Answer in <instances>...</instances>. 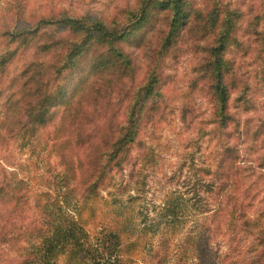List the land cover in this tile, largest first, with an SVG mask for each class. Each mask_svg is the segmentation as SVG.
Segmentation results:
<instances>
[{
    "label": "rangeland",
    "instance_id": "obj_1",
    "mask_svg": "<svg viewBox=\"0 0 264 264\" xmlns=\"http://www.w3.org/2000/svg\"><path fill=\"white\" fill-rule=\"evenodd\" d=\"M182 1L189 8L190 18L184 23L183 33L164 54L159 47L169 31L162 18L165 14L154 15L152 23L138 29L130 22L135 19L127 15L136 10L137 0H0V53L7 46L5 33L15 34L25 25L42 28L41 33L50 38L46 43L53 44L68 37L67 31L57 27L60 15L66 13L74 17L101 19L114 24L113 29L118 32L124 30L125 34L136 31L128 42L121 44L128 61L132 62V71L119 80L116 89L111 90L116 93L112 99L116 110L122 113L129 97L140 94L154 72L160 75L158 96L152 102L156 110L154 119L143 134L145 147L151 149L154 160L145 168L140 164V174L133 179L138 183L128 181L133 170L127 167L120 178L113 180V188L101 192L97 201L83 206L78 219L95 245L99 233L110 227L119 229L120 225L129 222L124 228L127 234H131V239L122 240L118 248L120 234H116L118 239L113 241L114 249H119L125 264H248L256 251L252 238L228 235L232 231L227 230L223 221L218 223L222 214L214 218L213 200L209 212L202 214L197 208L201 192L196 196V187H192L201 178V175L197 176L199 169L213 166L214 152L222 146L219 144H235L241 155V184L231 188L229 195L238 205L245 206L253 226L264 227V0H221L220 5H215L213 0ZM221 6L239 14L234 40L226 57L234 69L230 78L235 77L240 85L230 90V112L238 127L232 129L231 137L217 142L211 123L210 95L200 69L217 31V22L212 18L211 24L204 26L206 16L214 11L212 17H218ZM72 37V42H79L83 36L74 34ZM60 55L64 56L63 51ZM48 60L49 56L43 52L40 55L29 51L18 57L10 69L16 76L23 63L37 61L41 64ZM79 73L68 76L65 86L72 87ZM71 93L66 98L68 102ZM4 97L0 99V122L4 120V117L1 119ZM58 119L56 115L53 121ZM6 123L0 125V136L4 137V140L0 139V159L10 166L9 171H17L20 179L35 191L31 195L35 199H30L31 207L35 208L36 196L42 195L44 200L48 191L51 194L55 189V194L61 193L58 191L60 185L55 184L59 183L55 174L62 172L63 168L58 165V157L53 152L43 159L30 155L29 151L37 148V135L32 136L28 147L24 148V139L17 132L20 128L10 133ZM142 151H135L133 156L137 161H142ZM125 184L128 189L123 190ZM174 192L182 195L184 204L178 217L180 232L170 242L166 225L159 230L154 225L159 220L163 203ZM73 201H70V210L75 205ZM232 207L228 206L226 211H231ZM225 214L229 216V213ZM218 224H221L219 232L216 229ZM202 230L205 235L210 233L208 243L199 241ZM32 241H20L18 246L3 248L1 255H6L0 257V264L21 263L24 258L19 257L22 252L19 249L39 243L38 239ZM160 248L166 252L162 253ZM195 249L201 252L195 253ZM86 257L83 253L73 255L69 248L60 256L58 264H93Z\"/></svg>",
    "mask_w": 264,
    "mask_h": 264
},
{
    "label": "trees",
    "instance_id": "obj_2",
    "mask_svg": "<svg viewBox=\"0 0 264 264\" xmlns=\"http://www.w3.org/2000/svg\"><path fill=\"white\" fill-rule=\"evenodd\" d=\"M137 2L136 10L127 15L135 19L130 22L138 29L152 23L154 15L165 14L162 18L169 31L159 47L165 54L183 33L184 23L190 18L189 8L182 0ZM220 2L213 0L215 5H220ZM212 15L214 11L206 16L204 26L210 25L212 18L217 22V31L200 74L210 95L214 138L222 142L231 137L232 129L237 126L230 112V90L231 87L239 88L240 83L235 81V77L230 78L234 69L226 56L234 40L239 14L221 6L219 18ZM59 18L57 27L67 31L68 37H62L53 44L46 43L50 38L37 26L25 25L15 34L7 32L4 35L7 46L0 53V99L5 96V103L1 113L4 120L0 125L7 121L10 133L20 128L17 132L24 139V146L21 145L24 148L28 147L29 139L37 135V148L31 149L30 155L43 159L53 152L63 171L55 174L59 182L55 184L61 186L58 188L61 193L55 194V189L51 194L48 191L44 200L42 195L36 196L35 208H32L30 199H35L31 196L35 191L20 179L17 171H9L10 166L0 159V257L6 255H1L6 246L15 247L20 241L30 243L38 239V245L31 243L29 248L19 249L22 251L19 257L24 260L17 264H58L60 256L69 248L73 255L85 254L93 264H125L119 249H114L113 241L118 239L116 234H120L118 248L122 240L131 239V234H127L124 228L130 223L99 233L95 245L78 216L83 212V206L97 201L101 192L113 188V180L120 178L127 167L133 170L128 181L138 183L133 179L140 174V164L145 168L154 160L151 149L145 147L143 134L154 119L156 110L152 102L158 96L156 90L160 75L154 72L145 89L129 97L125 111L119 113L112 99L116 93L111 90L116 89L119 80L132 71V62L128 61L121 44L128 42L136 31L128 34L124 30L118 32L113 29L114 24L94 17H74L66 13ZM74 34L83 36L82 40L72 42ZM29 51L40 55L43 52L49 60L41 64L25 62L19 73L12 75V64ZM62 51L64 56L61 57ZM64 72L66 74L63 75ZM75 72L80 73L75 77L74 85L66 87L68 76ZM70 92L68 102L66 98ZM56 115L59 119L54 122ZM219 146L214 152L213 166L199 169L197 176L201 175V178L192 187H196V196L199 192L202 196L197 198V208L202 214L208 213L213 200L214 218L222 214L218 223L223 221L227 230L232 231L228 235L252 238L256 244L254 258L248 264H264V227L253 226L245 206L242 203L238 205L229 195L231 188L241 184L240 151L233 143L225 142ZM137 150H143L142 161L133 156ZM72 182H75L74 186ZM122 189H128V185ZM181 197L176 192L168 196L154 225L156 230L166 225V236L170 242L181 229L178 225L184 204ZM71 200L75 202L72 210L69 209ZM231 205V211H226ZM32 209L34 213H30ZM218 225L217 232L221 227ZM201 233L199 241L208 243L210 233L205 235L203 230ZM160 249L162 253L166 252V249ZM236 250L240 252V249ZM194 252L201 250L195 249Z\"/></svg>",
    "mask_w": 264,
    "mask_h": 264
}]
</instances>
